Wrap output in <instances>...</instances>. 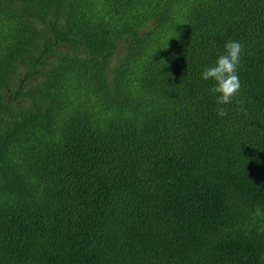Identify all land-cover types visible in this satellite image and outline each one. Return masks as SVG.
<instances>
[{
    "label": "trees",
    "instance_id": "1",
    "mask_svg": "<svg viewBox=\"0 0 264 264\" xmlns=\"http://www.w3.org/2000/svg\"><path fill=\"white\" fill-rule=\"evenodd\" d=\"M230 38L219 117L200 73ZM248 98L264 0H0V264H264Z\"/></svg>",
    "mask_w": 264,
    "mask_h": 264
},
{
    "label": "clouds",
    "instance_id": "2",
    "mask_svg": "<svg viewBox=\"0 0 264 264\" xmlns=\"http://www.w3.org/2000/svg\"><path fill=\"white\" fill-rule=\"evenodd\" d=\"M223 52L218 54L214 62L205 65L200 76L205 81H211L210 93L216 100L215 111L219 117H226V105L233 102L241 89L240 65L244 53V44L239 39H227ZM264 98H248L243 103H249Z\"/></svg>",
    "mask_w": 264,
    "mask_h": 264
},
{
    "label": "bare ground",
    "instance_id": "3",
    "mask_svg": "<svg viewBox=\"0 0 264 264\" xmlns=\"http://www.w3.org/2000/svg\"><path fill=\"white\" fill-rule=\"evenodd\" d=\"M184 1V0H183ZM189 4V3H188ZM180 6V5H179ZM186 10V9H185ZM249 15V14H248ZM154 20V19H153ZM138 22H140V21H138ZM136 23V22H135ZM134 23V24H135ZM150 23V22H149ZM240 23V22H239ZM133 25V24H132ZM238 27V26H237ZM241 28V27H240ZM127 31V30H126ZM121 37V36H120ZM122 40V39H121ZM182 57V56H181ZM145 60V59H144ZM147 60V59H146ZM85 63V62H84ZM68 103V102H67ZM169 111V110H168ZM87 112V111H86ZM93 114V113H92ZM160 141V140H159ZM156 143V142H155Z\"/></svg>",
    "mask_w": 264,
    "mask_h": 264
}]
</instances>
